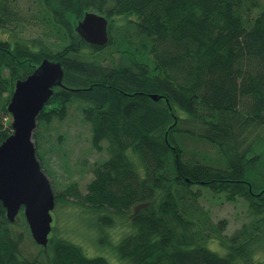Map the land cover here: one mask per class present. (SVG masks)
<instances>
[{
	"label": "trees",
	"instance_id": "obj_1",
	"mask_svg": "<svg viewBox=\"0 0 264 264\" xmlns=\"http://www.w3.org/2000/svg\"><path fill=\"white\" fill-rule=\"evenodd\" d=\"M18 1L0 0L1 110L9 114L19 79L45 58L60 62L64 86L37 118L48 134H34L42 170L55 178L41 143L73 105L108 157L93 164L86 192L51 181L55 206L72 198L96 210L91 233L112 237L116 216L129 212V232L94 257L55 235L43 258H23L25 234L0 201V264H264V135L248 140L264 131V0H34L24 12ZM87 11L107 18L105 44L77 32ZM30 14L42 36L19 34ZM12 132L0 121V145ZM208 189L246 200L253 220L224 234L228 221L199 203Z\"/></svg>",
	"mask_w": 264,
	"mask_h": 264
},
{
	"label": "rangeland",
	"instance_id": "obj_2",
	"mask_svg": "<svg viewBox=\"0 0 264 264\" xmlns=\"http://www.w3.org/2000/svg\"><path fill=\"white\" fill-rule=\"evenodd\" d=\"M18 2H22L23 12L25 11L27 4L30 5V10L35 4L34 0H19ZM36 17V14H34L33 17L32 14H30L26 19L18 22L20 24L18 29L21 27L19 34L26 38L42 36L43 31L41 25L35 21ZM123 23L124 20L122 18L115 20V24L122 25ZM9 114L3 112L0 107V121L3 120L4 123H11L12 125L13 117L10 112ZM37 125H39V123ZM37 130H39V132L43 135L48 134L45 130L40 129L38 126L35 131ZM59 133L63 134L61 141L63 142L62 144H59L60 142L57 141V135ZM256 135H259V137L260 135L263 136V129L257 130L256 134L249 135V142L253 141ZM33 139L35 142L36 137L34 136ZM190 140L195 139L190 138ZM259 144L261 145V142ZM41 145V151L46 153V160H49L48 166L53 169L55 178H53L52 175H47L53 184L54 179L60 183V186L58 184H54V187L59 190L71 182H77L80 190L82 192H86L87 185L93 178V164L108 157L106 150L99 151L93 147L90 124L83 120L82 112L74 105L71 107L70 115H68L67 119L60 123L55 122V124H53V128L50 131V138H47L45 141L43 140ZM196 148L201 153L211 154L210 151L212 150V147L210 145L200 143L196 146ZM199 203L201 206H204L206 211L209 212L212 221L217 222L222 219H226L228 221V226L226 231H224V234H232L244 223H250L254 218L250 214L249 203L240 197L234 201H230L226 199L224 194L220 195L208 189L203 191V197L201 198V201L199 200ZM81 205V203H78L76 200L71 198L69 203L55 206V208L51 211L53 222L52 231L49 235L50 238L55 235L67 239L68 237H70V239L75 238L76 240L74 241L83 247L86 254L90 257H94L100 255L106 249H109L110 246H114V237L118 239L120 235L123 236V234L129 232L122 227L124 217L125 220L126 217L127 219L129 218L128 214L130 213L126 212L127 215L125 216H116V225L112 226L113 229H108V232L114 237L110 236L103 230H99L97 235H93V233H91L93 231L91 227H94L95 224L91 221L93 218L91 215L92 211L96 212V210L92 209V211H89L86 206L82 207ZM108 212L113 215L115 214L110 210H108ZM99 222L101 226L105 227V224L101 220ZM13 224V229L15 231L24 232L25 234L23 244L20 247L21 257L28 259L36 257L43 258L49 246L39 245L33 240L32 234L30 235L31 231L28 229V225L26 224L22 213L18 214ZM126 228H128V226ZM213 244L215 245L214 247H216V244ZM220 253H224L222 249H220ZM258 257L260 259L264 258V251L261 255L258 254Z\"/></svg>",
	"mask_w": 264,
	"mask_h": 264
},
{
	"label": "water",
	"instance_id": "obj_3",
	"mask_svg": "<svg viewBox=\"0 0 264 264\" xmlns=\"http://www.w3.org/2000/svg\"><path fill=\"white\" fill-rule=\"evenodd\" d=\"M108 20L95 11L85 12L77 22V32L89 43L108 41ZM64 69L60 62L45 58L33 73L16 82L8 105L13 132L0 145V201L7 217L15 222L23 209L32 237L46 246L52 231L55 195L50 179L42 170L34 142L38 115L63 85ZM159 100L157 94H151Z\"/></svg>",
	"mask_w": 264,
	"mask_h": 264
}]
</instances>
